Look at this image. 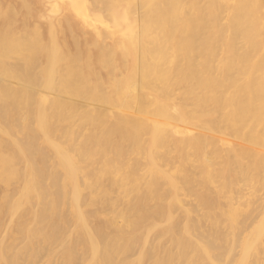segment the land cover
Here are the masks:
<instances>
[{"label":"bare ground","instance_id":"obj_1","mask_svg":"<svg viewBox=\"0 0 264 264\" xmlns=\"http://www.w3.org/2000/svg\"><path fill=\"white\" fill-rule=\"evenodd\" d=\"M0 264H264V0H0Z\"/></svg>","mask_w":264,"mask_h":264}]
</instances>
